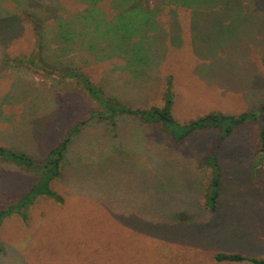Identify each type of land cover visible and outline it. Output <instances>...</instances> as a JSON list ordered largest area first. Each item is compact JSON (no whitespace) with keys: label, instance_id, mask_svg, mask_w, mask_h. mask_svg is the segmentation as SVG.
<instances>
[{"label":"rangeland","instance_id":"rangeland-1","mask_svg":"<svg viewBox=\"0 0 264 264\" xmlns=\"http://www.w3.org/2000/svg\"><path fill=\"white\" fill-rule=\"evenodd\" d=\"M118 1L99 0L107 17L116 13ZM82 2L0 0V144L41 161L76 122L88 120L73 135L61 176L51 183L64 202L40 196L26 219L6 217L0 264H253L217 261L215 254L264 257L260 119L248 120L221 141L219 129L209 128L175 143L135 116L120 115L116 124L89 118L92 103L76 81L49 70L78 68L107 95L141 108L163 104L171 75L172 113L181 124L211 111H255L264 104V0H214L217 7L195 11L183 0H141L152 11L142 39L149 59L143 62L130 51L113 53L110 46L90 51L82 36L66 41L62 52L56 17L81 11ZM34 21L43 27L40 50ZM139 39L133 36L129 44ZM210 152L221 168L214 212L204 196L211 168L203 160ZM97 162L112 168L106 170L116 178L113 214L81 192L87 187L81 179L96 173ZM34 180L33 172L1 161L0 205ZM152 185L160 187L157 200ZM172 206L184 210L176 220L156 215L160 207Z\"/></svg>","mask_w":264,"mask_h":264},{"label":"trees","instance_id":"trees-1","mask_svg":"<svg viewBox=\"0 0 264 264\" xmlns=\"http://www.w3.org/2000/svg\"><path fill=\"white\" fill-rule=\"evenodd\" d=\"M140 1L141 0H119L115 3L118 10H116V13L111 17H107L104 13L99 4V0H85V3L82 2L84 7L81 11L78 10L73 13L68 12L64 15L58 14L55 20L54 30L59 35V39L61 37L63 40L62 42L60 40V42L63 43V46L61 45V51H64V44L68 43H65L66 41L73 40L77 36H82V38H80L82 41L81 44L90 51L102 52L104 48L107 49V46H110L113 53L116 52V49H123L127 53L130 51L133 59L138 62L148 61L149 54L145 51L150 52V50H147L146 47L142 45V39H144L143 31L145 27L148 26L150 22L152 24V21H150L152 11ZM213 1L214 0H212L211 3V0H183V4L193 7L192 9L195 11V9L197 10V8L201 6L205 8L211 7V9L217 7L219 4ZM33 24L38 35V47L40 50L45 43L43 27L39 21H34ZM137 35L140 36V39L130 45V39ZM102 43H104V45H102ZM17 60L22 61L21 59ZM28 61L33 62L34 58ZM46 66L48 65L43 64L42 67L49 69V67ZM49 70L59 76L71 78L76 81L92 103L89 118L97 116V118L101 120L116 124V118L120 115L135 116L144 124L157 126L160 131L164 132L175 143L185 141L189 135L196 131L209 128L219 129L218 140L221 141L232 134L236 127L246 123L248 120L260 119L261 128L259 132V141L261 149L264 151V104L261 105L258 110L243 111L238 115L211 111L181 124L175 119L172 113L174 93L171 75L165 80L163 104L141 108L133 107L117 97L107 95L99 84L94 82L88 74L78 68H72L66 65H53ZM87 121L88 120L84 119L76 122L61 141L49 148L41 161L34 159L25 150L0 144V162L13 163L16 166L33 172L35 175V180L25 192L5 205H0V229L5 218L12 214H19L26 219L28 216L27 209L40 196L54 198L60 203L64 202L63 196L52 188L51 183L61 176L62 164L65 160L72 137L80 131L81 126L87 123ZM203 162L211 168L210 182L204 196L207 209L214 212L218 208V200L220 197L221 168L215 152L204 155ZM183 211L174 212L173 216L175 219L178 214ZM3 250L4 246L0 240V252ZM215 259L217 261L247 260L253 264H264V257L248 256L241 253L219 252L215 254Z\"/></svg>","mask_w":264,"mask_h":264},{"label":"crops","instance_id":"crops-1","mask_svg":"<svg viewBox=\"0 0 264 264\" xmlns=\"http://www.w3.org/2000/svg\"><path fill=\"white\" fill-rule=\"evenodd\" d=\"M106 163V162H105ZM112 164V162H111ZM110 162H109V166H111ZM89 167V166H88ZM93 168H97L98 170L96 171V173L94 174L93 171L87 173V177L86 179L84 178L85 176H83V178L81 179V181L83 182L84 180H86L87 182V187H82L81 192L82 195H84L83 197H88V198H92V200L101 202L104 204H106V208L110 209L109 211L113 214V210L115 211V204H116V196L112 195L114 193H117V187L116 189L112 188V182L113 180H115L116 186H117V182H116V178H114L112 176V172H109V170H111L112 168H107L104 165L101 166V164H99V162H97L96 164H94L92 166ZM85 166L83 165L81 167V169H84ZM77 169V168H76ZM80 169V170H81ZM106 169H109L108 171ZM168 179L171 177V174H168ZM173 178L178 179L176 176H173ZM166 184V182H164V185ZM163 185V183H162ZM163 185V186H164ZM167 185H174V184H169L167 183ZM177 187H180L179 185ZM159 188L158 186H153L152 185V189H151V195H152V199H159ZM164 189V188H163ZM169 197V195H168ZM177 211H183V210H178V208H175L172 206V208L169 211H165L163 208L160 207V209H158L156 215H162L163 217H166L167 219H172V220H176L174 215V212ZM179 216V214H178ZM177 216V217H178ZM165 219V218H164Z\"/></svg>","mask_w":264,"mask_h":264}]
</instances>
